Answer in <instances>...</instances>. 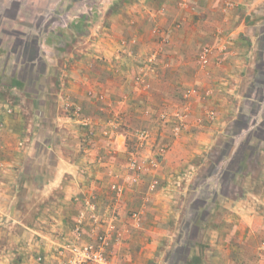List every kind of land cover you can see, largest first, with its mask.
<instances>
[{
	"label": "crops",
	"instance_id": "1",
	"mask_svg": "<svg viewBox=\"0 0 264 264\" xmlns=\"http://www.w3.org/2000/svg\"><path fill=\"white\" fill-rule=\"evenodd\" d=\"M88 1L75 9H61L60 16L77 17L81 24L80 33L69 19L62 24L61 41L55 40L58 36L49 18L54 7L38 11L26 7L34 17L36 13L43 17L38 25L30 15H18L25 7L18 5L10 15V7L1 6L0 264H37L39 254L49 264H59L56 246L72 237L82 212L85 239L95 240L101 233L111 237L108 264H150L153 260L173 264L170 257L182 246L177 243L180 233L173 243L176 233L171 221L182 191L190 187L199 167L194 161L210 148L222 121L175 138L158 156L159 166L138 183L125 184L118 198L108 187L114 174H122L126 135L117 131L112 141L94 137L87 150L76 146L70 151V144L83 136L82 121L70 117L63 103L69 97L91 108L95 129L106 127L114 116L111 111L116 114L115 105L106 108L92 103L90 107L89 90L114 99L135 92L132 77L144 59L141 54L159 46L152 31L160 25L169 41L156 70L148 75L150 92L156 94L153 101L147 96L146 103L161 109L166 92L196 85L201 90L213 88L215 93L209 104L195 101L194 112L213 104L224 114L232 105L225 92H235L247 66L241 38L251 35L247 20L256 7L264 11V0H191L190 6L181 0H121L119 7L118 0H107L103 6L98 5L101 0ZM229 1L231 7H227ZM217 30L230 38L232 50L222 64L213 62L204 70L197 64V54L205 44L218 43ZM134 37L137 44L128 48L135 55L120 53L121 41ZM64 45L68 48L60 49ZM31 46L37 50L32 58L26 55ZM104 56L110 58L107 69L99 64ZM38 62L44 70L38 69ZM57 63L59 68H52ZM54 80L60 81L59 87ZM130 102L131 98L125 103ZM174 107L177 104L169 109ZM260 153L264 155V150ZM88 174L94 178L85 179ZM153 177H159L161 185L147 198ZM252 195L258 200L261 193ZM245 199L242 193L233 198L224 195L226 210L220 226L203 232L202 257L192 260L190 255L180 264H262L264 213L250 212ZM134 210L141 212L139 224L131 216ZM197 248L189 246L188 254Z\"/></svg>",
	"mask_w": 264,
	"mask_h": 264
},
{
	"label": "rangeland",
	"instance_id": "2",
	"mask_svg": "<svg viewBox=\"0 0 264 264\" xmlns=\"http://www.w3.org/2000/svg\"><path fill=\"white\" fill-rule=\"evenodd\" d=\"M126 1L130 2L131 0ZM190 1L191 0H181V3L190 6ZM106 2L107 0H101L100 3L98 2V5H106ZM120 2L121 0H118L116 4L117 7L121 5ZM83 3L91 2L88 0H0V10L2 5H8L10 7L9 14L13 15L12 12L15 11V8L21 5V7H25V9H20V11H22L18 13V15L25 16L26 18L30 15L31 20L35 19V22L39 25L43 21V17H40L39 13H36V17H34L35 15L32 11L29 12L26 7H35L37 11L49 6L54 7L49 18L53 21L54 34L58 36V39L56 38L55 40L61 41L58 32H60L62 24L68 22V19L71 21L70 24L78 28L79 33L81 30V24H77L76 22L77 17L76 19H72V17L70 18L66 14L60 16L61 9L70 8L72 6L75 9L76 7L82 6ZM247 21L250 25L249 32L251 35L241 37L243 38V48L247 51L244 55L242 54L243 57H246L247 66L244 68L245 71H241L242 77L238 79V87L235 92H225V95L231 97V100L229 99V102L232 103L231 110L225 111L224 114H222L213 104L208 105L216 111V116L212 120L205 118L202 126L195 123V118L197 115L199 116L203 113L207 105H205L198 114L194 112L193 105L195 101L209 104L210 99L215 93L213 88H210L212 93L205 98L191 97L190 99H186L184 97V92L188 87L175 92H166L163 96L165 104L162 105L161 109H154L153 106L146 103L147 100L145 98H147V96H151L152 101L153 99L155 100L154 96L156 93L153 94L150 91L143 93L134 89L135 92L132 91L131 95L130 93H126L118 96L117 99L109 98L106 94H103V100H98L94 94L90 95L88 92L90 107L92 103L98 104L97 107L106 105V108L107 106L113 107L115 105L114 109L116 110V114L112 110L111 114L114 116L110 118L115 120V125H113L112 128L116 132L119 131L126 135L127 150L123 156L124 164L122 173L126 172L125 165L130 153H135L141 158H149L151 156L148 155V150H151L150 153H158L164 150L165 153L171 146L173 140L181 134L189 132L194 133L204 126H211L218 122V120L219 122L222 121V125H219L218 132L215 133V139L210 148L204 152L202 157H198L194 161L198 163L199 167L195 169L196 174L190 183V187L184 188L185 190L182 191L175 217L171 221L172 228L176 233V236L173 238V243L180 233L177 243L182 246L181 249L171 255L170 259L173 264H180L187 261L190 255L192 256V260L199 259V256L202 257L203 252L200 251L201 249L199 246L204 245L205 236L203 232L204 230L206 231L207 229L220 226V220L223 218L226 210L223 208L224 203L222 201L224 195L233 198L242 193L244 198H246V202L248 201V204L251 205L249 206L252 210L250 212L264 213V178L261 177L264 171V155L260 153L264 150V11L256 7V13H252ZM156 27L161 29V34L156 32ZM218 31L219 30H217V32ZM152 32L155 36L154 40L158 43L163 37L167 39L162 49V53L165 52V48H167L169 41L165 33L166 30L160 25H156ZM253 34H256V38H253ZM55 40L50 44L52 50H54ZM15 46L17 45H13L12 48ZM160 46L161 45H159V47ZM59 47L63 50L68 48L67 45ZM156 49L157 47H154L149 50L148 53H142L141 56L146 57ZM231 50V45L228 44L225 55L229 54ZM36 51L35 47L31 46L27 49V57L32 58L35 56ZM122 53H124V51H122ZM199 53L197 54V58ZM112 59H114V57H112L111 60ZM109 61L110 58L106 56L99 58V64L105 67V69H107L108 64L110 66ZM53 66L52 68L57 69L60 63ZM37 67L40 70H44L45 68L42 62H38ZM46 81L48 82L49 80L43 79V82ZM52 83H55L57 87L61 84L60 81L55 82V80ZM193 86L197 87L196 85H190L189 87ZM198 89L204 91L200 88ZM129 98H131V102L129 103L130 105L132 104L131 107L128 106L129 104L126 105ZM187 101L191 102L192 108L189 110L188 117H184ZM171 104H177V107L169 109ZM63 106L64 111L70 114V117H73L71 113L66 110L64 103ZM90 109L84 106L83 115L81 117H87L92 120L90 118V116H92ZM175 112L180 113V118L178 120L176 117H172ZM185 120H187V126L185 125L184 127L182 123ZM79 124L83 136L80 137V142L77 144L75 143L74 145L73 142V144H70V151H73L76 146L81 150H86V139L89 130H93L94 137H99L102 136V132L105 128L111 127L108 124L106 127L96 130L95 125L90 127V125H84L83 123ZM178 126L180 127L179 133L175 135L174 132ZM71 130L73 129L71 128ZM142 130L148 131L150 135L148 140L139 137V132ZM98 132L99 135L97 134ZM87 154L88 153H86V155ZM87 157L90 156L88 155ZM89 162L90 161H87L88 164L85 165L86 167L91 164ZM261 173L262 175L260 176ZM88 177L94 178L92 174L85 176V179ZM115 178V180H118L120 177ZM157 178L160 186L161 180L159 177ZM110 184L109 187H107L113 192L114 196H116ZM256 191L261 193L258 200L252 195V193H256ZM193 245L198 246V248L192 250V252L188 254L189 246ZM59 246H56V252ZM150 264H156V261L153 260ZM253 264H256V262ZM262 264H264V262Z\"/></svg>",
	"mask_w": 264,
	"mask_h": 264
},
{
	"label": "built area",
	"instance_id": "3",
	"mask_svg": "<svg viewBox=\"0 0 264 264\" xmlns=\"http://www.w3.org/2000/svg\"><path fill=\"white\" fill-rule=\"evenodd\" d=\"M232 2L227 3V7L232 6ZM157 33H162L161 29L158 27L155 28ZM220 36V40L216 45L214 44H205L197 59L198 65L207 70L210 65L214 62L215 64H222L224 60V56L226 54V47L230 44L231 40L228 36L224 35L222 30L217 32ZM138 40L136 37L130 39H124L121 41L122 50L124 53L131 54V56L135 55L132 49L128 48L130 45L137 44ZM167 42L166 38H161L159 41V45L156 50L152 51L148 56L144 57L143 61L139 64L138 69L135 71L133 80V87L135 90H139L143 93H147L151 90V83L148 80V75L150 72L156 70L157 59L162 53L163 45ZM120 50V53H122ZM212 93L210 88L205 89L204 91H200L197 87H188L184 92V97L186 99H190L191 97H207ZM90 95H95L98 100H103V94H95V92L91 89L89 91ZM65 108L72 116L82 121L84 125H90L91 120L87 117H81L83 115V106L82 104L75 102L72 98H67L65 100ZM186 112L184 117H188L189 110H191L192 105L190 101H187L185 105ZM216 116V111L210 106H206L204 108L203 113L199 116L197 115L195 118V123L197 125H202L204 123V119L212 120ZM172 117H176L177 120L180 118V113H173ZM187 120H185L182 125L185 127ZM108 124L111 127L105 128L102 132V136L104 139L112 141L115 138L116 131L112 128L115 125V120H109ZM187 126V125H186ZM179 126L176 128L174 134L178 135ZM93 130H89L86 139V150L89 145L93 142ZM139 137L144 140H148L150 135L148 131L142 130L139 132ZM164 150L162 152H158L157 154L150 156L149 158H141L135 153H130L128 155V159L126 161V172L120 175L118 180L111 181V189L114 191L116 197H120L123 195L125 184H136L141 179H143L146 173H149L152 170H155L160 163L159 155H163ZM101 159V158H98ZM102 161V160H101ZM115 177H119V174H114ZM120 179L122 180L120 182ZM159 188V180L157 177H154L149 184V192L147 198L150 197L152 193L157 191ZM90 208H94V206H90ZM131 216L133 220L139 224L141 222V212L138 210H134L131 212ZM85 222V214L82 212L78 216L76 223L73 227V235L66 242L62 243L58 250L57 254L59 257V264H108L109 263V252L108 245L111 241V237H109L108 233L97 234L95 240L85 239L82 233V227ZM37 264H49L46 258L42 255H38L35 258Z\"/></svg>",
	"mask_w": 264,
	"mask_h": 264
}]
</instances>
